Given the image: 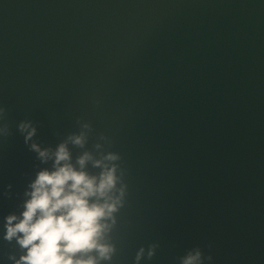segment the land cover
<instances>
[{
	"label": "water",
	"instance_id": "95a60500",
	"mask_svg": "<svg viewBox=\"0 0 264 264\" xmlns=\"http://www.w3.org/2000/svg\"><path fill=\"white\" fill-rule=\"evenodd\" d=\"M32 144L114 169L83 259L264 264V0H0V264L53 169Z\"/></svg>",
	"mask_w": 264,
	"mask_h": 264
},
{
	"label": "clouds",
	"instance_id": "9594fccd",
	"mask_svg": "<svg viewBox=\"0 0 264 264\" xmlns=\"http://www.w3.org/2000/svg\"><path fill=\"white\" fill-rule=\"evenodd\" d=\"M30 127L21 125L23 130ZM35 132L32 128L27 139ZM32 149L42 158H54V165L52 170L39 172L31 184L30 199L21 215L6 218L5 238L9 241L16 238L27 250L17 264H96L93 258L83 259V255L96 250L106 257L110 251L100 243L104 227L101 221L111 215L115 205L101 200L115 186L114 169L104 171L100 177L90 175L84 170L88 155L78 160L80 169H77L64 144L51 154L38 144H32ZM199 255H189L184 264H196Z\"/></svg>",
	"mask_w": 264,
	"mask_h": 264
}]
</instances>
